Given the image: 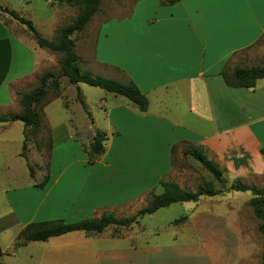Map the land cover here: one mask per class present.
<instances>
[{
	"label": "crops",
	"instance_id": "0c3cea01",
	"mask_svg": "<svg viewBox=\"0 0 264 264\" xmlns=\"http://www.w3.org/2000/svg\"><path fill=\"white\" fill-rule=\"evenodd\" d=\"M45 1L53 15L38 23L35 15L43 13ZM253 4H258L256 10ZM0 6L31 21L47 40L68 19L63 4L54 0H0ZM126 7L127 12L101 18L94 35L84 38L81 58L97 76L132 82L145 96L147 111L141 113L124 97L98 88L83 90L84 84L70 85L74 101L78 103L79 90L87 110L80 117L71 108L68 88L61 87L58 97L48 96L41 108L51 140L46 169L31 166L36 152L30 149L33 157L28 151L27 162L33 177L18 157L20 151L16 156L25 171L5 162L0 170V264H171L151 260L156 249L144 242L159 236L160 226L167 230L172 225L155 226L162 209L128 228L70 232L24 246H15V241L32 223L133 216L151 194L161 192L160 182L169 181L165 179L175 172L173 163L182 160L189 145L201 147L219 166L245 155L253 172H264L259 153L264 148V79L254 89H235L221 75L264 60V0H133ZM79 38L74 35L76 54ZM60 57L39 48L23 26L0 14V115L19 113L17 93L33 89L44 72L58 71ZM84 92L94 99L92 110ZM23 130L19 121L0 123V156L14 138L23 141ZM96 132L104 134V153L91 160L89 145ZM83 139L85 144H79ZM64 144L71 146L62 149ZM189 203H181L186 212L193 209ZM188 218L202 221L205 213L196 208ZM212 249L208 264H250L237 259L233 238L228 243L217 238ZM187 257L178 260L189 264Z\"/></svg>",
	"mask_w": 264,
	"mask_h": 264
},
{
	"label": "trees",
	"instance_id": "16d2710c",
	"mask_svg": "<svg viewBox=\"0 0 264 264\" xmlns=\"http://www.w3.org/2000/svg\"><path fill=\"white\" fill-rule=\"evenodd\" d=\"M60 4L77 6L78 14L67 24L56 29L54 38L47 40L43 38L33 26L32 22L18 16L15 12L0 6V14H6L23 26L33 37L39 48L45 49L51 53L60 54L58 61V72H44L37 78L36 86L26 92L17 93L21 111L15 114L0 115V123L19 121L23 124V142L19 157L27 165L29 176L33 177V170L27 162V132L36 135L38 131L44 128L41 114L38 109L42 108L48 96L60 95V78H66L69 84H84L89 87L98 88L105 92L124 97L130 103L136 106L139 112L147 111V100L145 96L137 89L132 82L121 83L114 79L94 76L87 70L80 69V62L75 52L74 35L82 32L91 19L98 13L101 3L104 0H54ZM163 4H175L177 0H159ZM225 84L229 88L235 89H254L257 81L264 79V63L251 68L237 67L231 72L221 74ZM78 103L87 114L84 102L77 90ZM89 117V115H88ZM35 140V146L40 148L39 143ZM104 134L96 132L89 145V157L95 160L104 153ZM48 153H50V139L48 142ZM259 153L264 157V148H260ZM49 155V154H48ZM182 156L189 157L196 161L203 170L210 174L214 182L218 183L221 189L214 190L209 184L195 191L181 189L173 181L160 182L161 192L154 194L145 207L141 208L133 216L123 219H116L113 215L108 214L100 218L82 220L75 223H65L63 221H53L44 223H32L27 225L17 236L15 246H24L31 242H45L49 238L57 237L66 233L81 231L84 233H101L109 226L128 228L139 223L145 217L154 214L160 209L166 208L176 203L197 202L201 197H214L223 192L250 193L249 207L255 219L259 221L258 231L262 236L264 246V187L256 188L254 186L244 185L236 181L225 187L223 180V170L209 159L201 147L186 146L182 150ZM48 179L45 176L40 186L44 185ZM183 218V217H182ZM181 218V219H182ZM180 220V219H178ZM176 220V221H178ZM264 264V247L261 263Z\"/></svg>",
	"mask_w": 264,
	"mask_h": 264
},
{
	"label": "rangeland",
	"instance_id": "374dc122",
	"mask_svg": "<svg viewBox=\"0 0 264 264\" xmlns=\"http://www.w3.org/2000/svg\"><path fill=\"white\" fill-rule=\"evenodd\" d=\"M132 2L133 0H104L101 3L98 13L91 19L85 29L82 32L76 34L78 37H80L76 48L77 54L80 57V69L89 71L86 65L87 62L81 58V52L84 48V38L86 36L92 37L94 35L102 17L110 15L112 12L115 14L116 11L127 12L126 6L131 5ZM63 6L68 13V19L65 21V25L76 17L78 14V7L69 6L66 4H63ZM255 6H258V4ZM255 6L253 4V9H255ZM43 8V13L38 12L35 15V20H37L38 23H43L44 21L50 19L53 15V11L50 10V6L46 3V1L43 3ZM257 13H260V11L257 10ZM87 46L89 47V45ZM263 63L264 60L261 61V64ZM57 72V70L53 71V73ZM93 75L97 76L95 74ZM58 81L61 87L68 88V100L70 98L69 102L71 103L72 110L79 117L80 115H83L81 113H83L84 110L82 109L81 105L74 101L75 97L74 99L72 98L74 96V91L70 89V87L73 86H70L71 84L68 83L66 78H60ZM36 84L37 80L35 81V86ZM81 87L83 90L92 89L94 91H98L90 88L87 85H81ZM83 94L86 98L85 100L88 106L92 110V101H94L93 97H90L91 95H89L87 92H84ZM75 95L77 97V91ZM38 111L41 114V108L38 109ZM92 114H95V112ZM48 129V126L44 125V128L38 131L36 135H32L29 130L27 132V152L30 149L33 150L34 153L36 152L35 157L33 158L34 160H31L30 164L33 167L40 166L43 170L46 169L49 158L47 147L50 138ZM34 138H36V141L39 143V149H37L35 146ZM22 142V140H17L14 138L11 143L7 145L4 155L0 156V170H3L5 162L7 166H11L12 168L15 166L12 164H18L21 167V170L25 171V164L24 161H22L23 159H18L19 156H16V154L21 151ZM85 142L86 141L84 139L79 140V144L81 145H84ZM107 144L108 142L106 145ZM67 146L70 147L71 145L64 144L61 147H65L62 149H66L68 148ZM53 150L56 151L54 152L56 155L58 153L57 149L54 148ZM1 151H3V148ZM29 154L32 158L33 155L31 151H29ZM57 157L55 156V159ZM246 161L247 157L245 155L242 160L240 158L235 160L233 159V161L232 159H225L224 163L220 166V168L223 170V180L225 187H228L236 181L244 185L254 186L256 188L264 187V172H253V168L251 169L249 163H245ZM230 162H232L233 165H231ZM173 167L175 172L170 173L165 180L178 183V186L183 190L195 191L196 189L203 188L205 184H209L214 190L221 189L220 185L214 182L210 174L203 170L196 161L189 157L182 156L181 161L175 160ZM15 172L21 175L23 174V172H19L17 166L15 168ZM21 175L17 176L16 180H20ZM1 188L2 187H0V190ZM156 192L159 193L160 188H158ZM152 195L153 194H151V196L148 198L147 203L151 200ZM250 198L251 195L248 192H223L214 198L199 199L197 202H194L193 205L189 203L190 206H193V209H190L187 212L185 210L186 208L181 203L173 204L169 208H163L161 212L155 215V226H164L163 224L168 221H172V225L169 226V229L167 230L160 226V231H157V233L155 232L156 234L159 233V236L153 234V236L144 241L150 243V246H154L156 249V252L151 253L150 259L156 261L166 260L167 263L171 262V264H185L184 260L178 259L179 256L184 258V256L188 255L185 260L188 259L187 261L191 262L189 264H208L209 260L211 261L209 256L213 253V241H216L217 238H220L221 241L223 240L225 243H228V239L233 238L236 245L237 259H240V262L249 260L250 264H260L264 246L262 243V236L258 231L259 221L254 218L252 210L248 205ZM196 208L203 209L205 213V219L202 221H193V223H191V219L188 217ZM214 216L216 219H213ZM184 224H186L187 229L185 230L182 228L180 230L179 227L183 226ZM183 246H191L193 248L186 249L182 248Z\"/></svg>",
	"mask_w": 264,
	"mask_h": 264
}]
</instances>
